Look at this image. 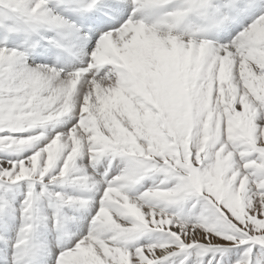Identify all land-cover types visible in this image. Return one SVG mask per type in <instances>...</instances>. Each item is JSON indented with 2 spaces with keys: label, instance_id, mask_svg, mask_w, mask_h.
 I'll return each instance as SVG.
<instances>
[{
  "label": "snow or ice",
  "instance_id": "obj_1",
  "mask_svg": "<svg viewBox=\"0 0 264 264\" xmlns=\"http://www.w3.org/2000/svg\"><path fill=\"white\" fill-rule=\"evenodd\" d=\"M0 264H264V0H0Z\"/></svg>",
  "mask_w": 264,
  "mask_h": 264
}]
</instances>
